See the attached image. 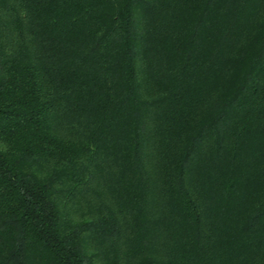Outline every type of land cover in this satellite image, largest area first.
I'll return each mask as SVG.
<instances>
[{"label":"trees","instance_id":"16d2710c","mask_svg":"<svg viewBox=\"0 0 264 264\" xmlns=\"http://www.w3.org/2000/svg\"><path fill=\"white\" fill-rule=\"evenodd\" d=\"M0 264H264V0H0Z\"/></svg>","mask_w":264,"mask_h":264}]
</instances>
